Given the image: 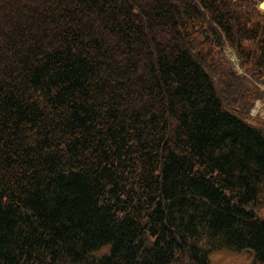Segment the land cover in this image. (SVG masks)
<instances>
[{"label": "trees", "instance_id": "trees-1", "mask_svg": "<svg viewBox=\"0 0 264 264\" xmlns=\"http://www.w3.org/2000/svg\"><path fill=\"white\" fill-rule=\"evenodd\" d=\"M258 1L0 0V264H264Z\"/></svg>", "mask_w": 264, "mask_h": 264}, {"label": "rangeland", "instance_id": "rangeland-1", "mask_svg": "<svg viewBox=\"0 0 264 264\" xmlns=\"http://www.w3.org/2000/svg\"><path fill=\"white\" fill-rule=\"evenodd\" d=\"M224 59H227L224 54ZM252 113L256 114V117L264 120V99L254 104ZM256 122V121H255ZM214 264H249L250 257L245 252L232 253V252H219L211 256Z\"/></svg>", "mask_w": 264, "mask_h": 264}, {"label": "water", "instance_id": "water-1", "mask_svg": "<svg viewBox=\"0 0 264 264\" xmlns=\"http://www.w3.org/2000/svg\"><path fill=\"white\" fill-rule=\"evenodd\" d=\"M259 8L264 9V0L261 3H259Z\"/></svg>", "mask_w": 264, "mask_h": 264}]
</instances>
